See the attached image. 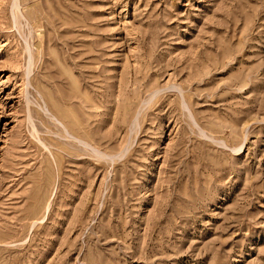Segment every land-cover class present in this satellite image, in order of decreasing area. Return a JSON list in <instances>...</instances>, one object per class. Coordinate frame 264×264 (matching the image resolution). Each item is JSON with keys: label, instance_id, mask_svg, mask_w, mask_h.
<instances>
[{"label": "rangeland", "instance_id": "1", "mask_svg": "<svg viewBox=\"0 0 264 264\" xmlns=\"http://www.w3.org/2000/svg\"><path fill=\"white\" fill-rule=\"evenodd\" d=\"M0 264H264V0H0Z\"/></svg>", "mask_w": 264, "mask_h": 264}]
</instances>
